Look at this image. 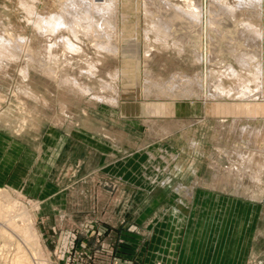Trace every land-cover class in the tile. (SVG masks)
Wrapping results in <instances>:
<instances>
[{
    "label": "rangeland",
    "instance_id": "rangeland-1",
    "mask_svg": "<svg viewBox=\"0 0 264 264\" xmlns=\"http://www.w3.org/2000/svg\"><path fill=\"white\" fill-rule=\"evenodd\" d=\"M30 1L0 0V63L3 62L0 64V71H3L0 73V204L8 207L0 215V227L2 225L6 229L0 231V264H11L13 256L21 251L28 257V264H104L109 258H113V261L117 257L129 261L134 259L140 264L177 263L179 251L184 245L183 235L187 233L188 242L195 236V241L209 242L213 236H218L214 244L217 245L223 234L241 229L245 218L244 209H249V233H259L264 244V173L258 181L250 179V174L242 178L229 174L231 179L225 175L232 166L238 167L235 161L242 159V153L252 155L257 162L263 160L264 116L251 120L241 117L239 123H231L233 116L224 115L219 118L222 124L216 126L217 117L211 111L216 102H238L241 97L236 98V91L244 83V86L253 88L251 90L255 91V98H260L258 89L261 91L264 87V0H254V3L252 0H216L218 3L215 0H197V3L191 0L201 6V20L198 18L197 26L193 19L191 23L190 18L172 15L175 8L171 2L184 6L186 0H110L112 2L106 9H89L90 21L94 23L101 13H109L111 21L108 19V22H113L109 24L117 29L115 35L103 32L88 34L83 30V24H80L77 28L79 37L72 38L76 44H81L83 52L63 56L59 47L54 57L48 56L43 48L45 43L53 42L55 38L54 42H57L59 32L51 34L53 37L42 33L37 27L39 17L67 8L68 11H74H69L68 16L73 19L83 15V9H75L68 0ZM107 1L95 0L97 3ZM164 1L170 8L163 5ZM148 2L157 9L161 6L165 8L157 10L149 6ZM224 7H227L226 11ZM210 10L214 13L213 18L215 13L218 14L217 20L211 18ZM156 11H159L160 19L156 17ZM230 13L233 14L230 16ZM150 19L157 21L152 23ZM242 20L245 21L244 26ZM159 23L163 24L158 26ZM162 26L169 29H163ZM155 28H158V32ZM165 30L170 31L167 33ZM5 31L9 36L12 33L13 40L12 35L9 38L4 34ZM254 32L259 36L256 37L257 42L261 38L258 43H252L249 39L256 36ZM64 34L69 33L65 31ZM151 37L162 44L159 45ZM99 38L111 44L114 41L117 54L103 48ZM173 39L176 44L171 43ZM24 40L26 46H22ZM164 42L168 43L165 48ZM178 46H181V51ZM9 49L13 50L12 53L17 52L12 54ZM251 49L256 50L257 54L249 56V64H241L236 58L237 54L240 51L249 53ZM149 56H153L152 59ZM48 57L49 60L45 61ZM72 57L77 60L74 61ZM68 59L72 62L68 63ZM90 62L95 64L92 74H89ZM46 68H51L54 76ZM80 70H87L88 74L81 81L86 82L87 87H93L92 93L89 89L84 94L60 83L59 76L77 75ZM232 71H235V77ZM253 74H257L255 84L251 78ZM261 74L263 77L260 78ZM175 76L182 80L179 84L177 81L180 79ZM168 80L172 83L175 80V84ZM239 80L244 81L240 82L242 85L239 83L240 87L237 85L238 88L232 89ZM220 84H224L223 88H229L230 94L234 93L229 94V97L225 93L214 98L210 93ZM152 86L155 87L153 92ZM183 86H186L185 90ZM159 88L164 89L165 94L157 90ZM191 88L196 94L189 90ZM115 90V103L94 96H108ZM162 105H168L170 111L163 110ZM261 106L264 107V104ZM150 107L154 110L155 107L160 108L161 111H153ZM244 122L249 123V128L246 127L244 132L241 128L242 133H236L235 125ZM250 126L258 131L251 135ZM229 147L232 149L229 150ZM224 148L226 153L222 150ZM221 177L223 179H217ZM223 185L226 186L222 188ZM199 190L212 195L196 202L198 195L195 196V193ZM237 199L248 201L249 207L233 204ZM23 210L31 217L32 237H27L23 230L28 225L27 219L16 215ZM8 213L11 217L16 216L13 218L20 226L8 225ZM195 224L198 225L197 232L192 233L191 226ZM84 233H87V238ZM71 234V246L67 251H61ZM85 242L87 248L83 247ZM209 247H212L211 242ZM208 255H202L203 259L200 260L207 261ZM254 262L260 264V257H249V264Z\"/></svg>",
    "mask_w": 264,
    "mask_h": 264
},
{
    "label": "bare ground",
    "instance_id": "bare-ground-1",
    "mask_svg": "<svg viewBox=\"0 0 264 264\" xmlns=\"http://www.w3.org/2000/svg\"><path fill=\"white\" fill-rule=\"evenodd\" d=\"M29 1V0H28ZM32 1V0H31ZM30 1V2H31ZM66 2H67V0H65ZM65 1H63V2H65ZM69 1V3L71 4V5H74L75 6V9H77V10H79L80 8H78V7H82L81 9H83V15L81 14V15H78V16H75V17H73V19L72 18H68V16H69V13L72 11V10H66L67 8H65V9H62L61 7V10H60V12H58V13H51V14H49L48 13V15H44V16H38L39 17V26H38V24H37V27H38V29L39 30H41V32L42 33H47V36H49V35H51V34H53V33H58L59 32V34L57 35V36H59V38H58V40H57V42H54L55 41V39H57V38H53L54 39V41L53 42H50L49 40V42L46 44L45 42V47L43 48L44 49V51L48 54V56H52V57H54L55 55H56V53L58 54V52L60 51V53L63 55V56H70V55H73L74 53L76 54V53H78V52H83V48L80 46V45H78V43L79 42H77V44L73 41V38L72 37H76L77 36V32H78V30H77V28L80 26V24L82 25L83 24V26H82V28H83V30L85 31V32H87L88 34H89V32H103V33H105V34H107V35H113L114 34V32H115V29H116V27H115V29L113 28V25H111L113 22H108V19L110 18V17H108V14L106 15V13H101L100 14V17H99V15H98V17H99V19L97 20V21H94V23H92V21H90V20H92L91 19V13L89 12V9H92V10H94V9H96V10H102L103 8H108L109 7V5H110V2H112V1H116L117 2V0H112V1H107V0H105V1H107V2H101V3H97V2H95V0H68ZM145 1V0H144ZM143 1V3H146V2H144ZM148 1V0H147ZM187 1V3H186V5H179V4H177V3H173V2H171V1H169V2H171V4H173L172 6L175 8L174 10V13L172 14L174 17H176V16H180V17H186V18H190L189 19V21L192 23V20L191 19H193V20H195V23H194V25L195 26H197L198 25V18H199V15H200V11H199V7H201L200 6V4H199V6L197 5V4H194V2L192 3L191 2V0H186ZM192 1H195V0H192ZM216 1V0H215ZM226 1V0H225ZM238 1V0H237ZM243 1V0H242ZM253 1V3L256 1H254V0H252ZM251 0H250V2H252ZM33 2V1H32ZM31 2V3H32ZM151 2V1H150ZM150 2H148V5L149 6H151L150 5ZM161 2V1H160ZM166 1H164V3H163V5L165 4H167V3H165ZM183 2V1H182ZM198 1L196 0V2L195 3H197ZM217 2V1H216ZM219 2V1H218ZM217 2V3H218ZM235 2V1H234ZM247 2V1H246ZM249 2V1H248ZM23 3H25V2H23ZM22 3V4H23ZM31 3H30V5H31ZM37 3V2H36ZM154 3V2H153ZM210 3H212V2H210ZM215 3V2H214ZM213 3V4H214ZM223 3V2H222ZM226 3V2H225ZM61 4H67V5H69L68 3H61ZM114 4H116V3H114ZM155 4V3H154ZM170 4V3H169ZM170 4V5H171ZM220 4V3H219ZM231 4H233V3H231ZM239 4V3H238ZM263 4V3H262ZM144 5H146V4H144ZM148 5H146L148 8H150ZM223 5V4H222ZM229 5H230V3H229ZM228 5V6H229ZM235 5V4H234ZM23 6H25V5H23ZM35 6V5H34ZM64 6V5H63ZM62 6V7H63ZM70 6V5H69ZM68 6V7H69ZM145 6V7H146ZM152 6H154L156 9L158 8V7H156L155 5H152ZM157 6H159V5H157ZM167 6V5H166ZM171 6V7H172ZM213 6V5H212ZM242 6V5H241ZM246 6V5H245ZM25 7H27V5L25 6ZM72 7V6H71ZM92 7V8H91ZM114 7V6H113ZM162 7V6H161ZM160 7V8H161ZM170 8V6L168 5L166 8ZM209 7V6H208ZM221 7V6H220ZM240 7V6H239ZM31 8H32V6H31ZM94 8V9H93ZM111 8H112V6H111ZM144 8V7H143ZM159 8V9H160ZM165 8V7H164ZM164 8L162 7V9L164 10ZM212 8V7H211ZM227 7H224V10L226 9ZM236 8V7H235ZM234 8V9H235ZM245 8V7H244ZM144 9H146V8H144ZM152 9V8H151ZM159 9H157V10H159ZM162 9H160V10H162ZM25 10V9H24ZM32 10V9H31ZM74 10V9H73ZM76 10V12H78ZM112 10H113V8H112ZM112 10H110V11H112ZM149 9H147V11H148ZM153 10V12H155L154 10L155 9H152ZM166 10V9H165ZM168 10H170V9H168ZM203 10V9H202ZM236 10V9H235ZM238 10V9H237ZM251 10V9H250ZM255 10V9H254ZM34 11H35V9H34ZM34 11H33V13H34ZM107 11V10H106ZM109 11V12H110ZM151 11V10H150ZM226 11V10H225ZM239 11V10H238ZM28 12H30V10L28 11ZM27 12V13H28ZM32 12V11H31ZM74 11H72L71 13H73ZM98 11H96V13H97ZM102 12H104V10L102 11ZM143 12V11H142ZM145 12V14H147L146 13V11H144ZM157 12H159V11H156V13ZM164 12H166V11H164ZM215 12V11H214ZM232 12V11H231ZM245 12V11H244ZM46 13V12H45ZM99 13V12H98ZM111 13H113V12H110V14ZM161 13V12H160ZM168 13V12H167ZM166 13V14H167ZM210 13H211V18H213L212 17V15L214 14L213 12H211V10H210ZM213 13V14H212ZM219 13H220V11H219ZM235 13H237V12H235ZM239 13V12H238ZM95 14V13H94ZM150 14H151V12H150ZM149 14V15H150ZM154 14V13H153ZM233 14V13H232ZM231 13H230V16L232 15ZM27 15H29V13L27 14ZM36 15H37V13H36ZM39 15V14H38ZM77 15V14H76ZM95 15H97V14H95ZM163 15V14H162ZM261 15V14H260ZM112 16V15H111ZM150 16H153V15H150ZM164 16V15H163ZM166 16V15H165ZM209 16V17H210ZM215 17L213 18V19H215V20H217V18H219L218 17V14H216L215 13V15H214ZM220 16V15H219ZM35 17V16H34ZM97 17V18H98ZM145 18H147L146 16H144ZM154 17H155V14H154ZM156 17L158 18V19H160V17H159V13H157V15H156ZM172 17V16H171ZM208 17V18H209ZM233 17H234V15H233ZM236 17V16H235ZM96 18V17H95ZM166 18V17H165ZM210 18V19H211ZM28 19H30V18H28ZM111 19H112V17H111ZM167 19V18H166ZM179 19V18H178ZM181 19V18H180ZM183 19V18H182ZM200 19V18H199ZM213 19H211V20H213ZM84 20V21H83ZM110 20V19H109ZM113 20V19H112ZM151 20V19H150ZM149 20V21H150ZM168 20V19H167ZM166 20V21H167ZM186 20H188V19H186ZM201 20V19H200ZM215 20H213V22L215 21ZM246 20V19H245ZM111 21V20H110ZM157 21V20H156ZM156 21H152L151 20V22L153 23H155ZM169 21V20H168ZM188 21V22H189ZM209 21V20H208ZM243 21V20H242ZM249 21V20H248ZM31 22V21H30ZM83 22V23H82ZM151 22H148V23H151ZM173 22V21H172ZM210 22V21H209ZM213 22H211L212 24H214V23H217L216 21L213 23ZM244 22L245 21H243V26H244ZM246 22H247V20H246ZM109 23H111V24H109ZM151 23V24H152ZM170 23V22H169ZM240 23V22H239ZM248 23V22H247ZM251 23V22H250ZM161 23H159V25L158 26H161L160 25ZM187 24V23H186ZM197 24V25H196ZM206 24V23H205ZM210 24V23H209ZM211 24V25H212ZM218 24H220V23H218ZM241 24H242V22H241ZM150 25V24H149ZM148 25V26H149ZM210 25V27H213V26H211ZM215 25V24H214ZM217 25V24H216ZM255 25V24H254ZM3 26V25H2ZM147 26V25H146ZM158 26H156L155 25V27H158ZM200 26V25H199ZM251 26V25H250ZM253 26V25H252ZM1 27V26H0ZM34 27V26H33ZM163 27V29H169L168 27H165L164 28V26H162ZM216 27V26H215ZM218 27V26H217ZM5 28V27H4ZM145 28V27H144ZM154 28V27H153ZM153 28H152V30H153ZM159 28V27H158ZM158 28H155L156 30H157V32H158ZM161 28V27H160ZM147 28H145V30H146ZM162 29V28H161ZM160 29V30H161ZM190 29V28H189ZM213 29H214V27H213ZM262 29V28H261ZM4 30H6V29H4ZM36 30V29H35ZM82 30V31H83ZM117 30V29H116ZM155 30V31H156ZM160 30H159V32H160ZM191 30H192V28H191ZM216 30V29H215ZM243 30V29H242ZM248 30H250V29H248ZM253 30H254V28H253ZM256 30V29H255ZM65 31H68V35H65L64 33H65ZM154 31V30H153ZM152 31V32H153ZM165 31H167V33H168V31H170V30H165ZM183 31H187V30H183ZM188 31H190V30H188ZM196 31V30H195ZM201 31H203V30H201ZM217 31V30H216ZM220 31V30H219ZM246 31V30H245ZM251 31V30H250ZM144 32H146V31H144ZM148 32V31H147ZM197 32V31H196ZM257 33H258V29H257V31H256ZM260 32V34H261V31H259ZM169 33H171V32H169ZM183 33H185V32H183ZM203 33V32H202ZM248 33V31L246 32V34ZM255 33V32H254ZM257 33H255L256 34V36L254 35V34H251V35H254L253 37H249V39L252 41V43H256L257 42V39H256V37L258 36V34ZM4 34H6V31H5V33ZM35 34H37V33H35ZM92 34V33H91ZM153 34H154V32H153ZM159 34V33H158ZM157 34V35H158ZM162 34V33H161ZM161 34H160V36H161ZM165 34H166V32H165ZM172 34H173V32H172ZM186 34V33H185ZM200 34H201V32H200ZM6 35H8V34H6ZM12 35V33L10 34V36ZM40 35V34H39ZM42 35V34H41ZM84 35H86V33L84 34ZM115 35V34H114ZM149 35H151L150 33H149ZM156 35V34H155ZM155 35H152V36H155ZM163 35V34H162ZM10 36L8 35V37L10 38ZM54 35H51V37H53ZM56 36V37H57ZM89 36V35H88ZM91 36V35H90ZM145 36H147V35H145ZM159 36V35H158ZM157 36V37H158ZM167 37H168V35H166ZM178 36V35H177ZM183 36V35H182ZM203 36V35H202ZM244 36V35H243ZM262 36H264V33L262 32ZM5 37V36H4ZM7 37V36H6ZM45 36H43V38H44ZM79 37V35L77 36V38ZM98 37V36H97ZM148 37V36H147ZM167 37H164V38H167ZM171 37V36H170ZM174 37V36H173ZM200 37V36H199ZM259 37V36H258ZM13 35H12V40H13ZM42 38V37H41ZM82 38V37H81ZM96 38V37H95ZM114 38V37H113ZM152 38V37H151ZM153 38H155V37H153ZM152 38V39H153ZM160 37H158V39H159ZM163 37H161V39H162ZM179 38V37H178ZM177 38V39H178ZM186 38V37H185ZM2 39H3V37H2ZM46 39V38H45ZM48 39V38H47ZM46 39V40H47ZM53 39H51V40H53ZM84 39V38H83ZM91 40H92V38H90ZM99 39H101V38H99ZM104 39H105V35H104ZM115 39V38H114ZM149 39V38H148ZM168 39V38H167ZM170 39V38H169ZM186 39H189V37L188 38H186ZM261 39V38H260ZM260 39H259V41H260ZM11 40V39H10ZM96 40V39H95ZM112 40V39H111ZM147 40V39H146ZM150 40V39H149ZM149 40H148V42H149ZM154 40V39H153ZM165 40V39H164ZM171 40V39H170ZM184 40V39H183ZM189 40H191V38L189 39ZM189 40L187 41V42H189ZM100 41L102 42V39L101 40H99V44H100ZM155 41V40H154ZM167 41V40H166ZM165 41V42H166ZM178 41H180V40H178ZM177 41V42H178ZM258 41V42H259ZM12 42V41H11ZM28 42V41H27ZM84 42H85V40H84ZM95 41H93V43H94ZM150 42H151V40H150ZM153 42V41H152ZM155 42H157V41H155ZM154 42V43H155ZM165 42H164V48H165V46H166V44L168 45V43H166L165 44ZM172 42H174V39H173V41H171V43ZM181 42H183L182 40L180 41V43ZM186 42V41H185ZM230 42V41H229ZM257 42V43H258ZM8 43V42H7ZM6 43V44H7ZM14 43V42H13ZM20 43V42H19ZM25 40H24V45H22V46H26L25 45ZM116 43V42H115ZM154 43H152V45L154 44ZM158 43V42H157ZM157 43H155L156 45H157ZM171 43H169V44H171ZM175 43V42H174ZM180 43H179V45H180ZM190 43H191V41H190ZM189 43V44H190ZM200 43V42H199ZM11 45H12V43H10ZM9 44V45H10ZM16 44L18 45V41L16 42ZM22 44V43H21ZM83 44H85V43H83ZM82 44V45H83ZM97 44V43H96ZM150 44V43H149ZM149 44H146V45H149ZM159 45H161L160 43H158ZM176 44V43H175ZM175 44H173V45H175ZM183 44V43H182ZM16 45V46H17ZM257 45V44H256ZM14 46V45H13ZM30 46V45H29ZM43 46V45H42ZM101 46L103 47V48H105V49H107L108 51H111L112 53H116V51H117V49H116V47H115V45H114V41H113V44H111V43H109L108 41H106V42H102V44H101ZM170 46V45H169ZM171 46H172V44H171ZM184 46V45H183ZM197 46V45H196ZM199 46V45H198ZM15 47V46H14ZM27 47H28V45H27ZM61 48V50H57L58 48ZM177 47V46H176ZM179 47V46H178ZM192 47V46H191ZM255 47V46H254ZM10 48H11V46H10ZM23 48V47H22ZM29 49H30V47H28ZM41 48V47H40ZM85 48V47H84ZM145 48V47H144ZM149 48V47H148ZM155 47H153V49H154ZM173 48V47H172ZM13 49V48H12ZM27 49V48H26ZM174 49V48H173ZM176 49V48H175ZM11 49H9L8 51H10ZM13 50H15V49H13ZM13 50H11V53L13 52ZM18 50V49H17ZM25 50V49H24ZM31 50V49H30ZM34 49H32V51H33ZM36 50V49H35ZM34 50V51H35ZM57 50V51H56ZM154 50H157V49H154ZM198 50V49H197ZM260 50V49H259ZM31 51V56H32V52ZM84 51H85V49H84ZM159 51V50H158ZM173 51V50H172ZM179 51H181V46L179 47ZM182 51H183V49H182ZM17 52V51H16ZM15 51H14V53H16ZM37 52V51H36ZM40 52H41V50H40ZM86 52V51H85ZM84 52V53H85ZM102 52V51H101ZM100 52V53H101ZM105 52V51H104ZM103 52V53H104ZM145 52V51H144ZM156 52V51H155ZM160 52V51H159ZM170 52H171V50H170ZM178 52V51H177ZM195 52L197 53V51L195 50ZM259 52V51H258ZM10 53V54H11ZM14 53H12V54H14ZM39 53V52H38ZM37 53V54H38ZM45 53V54H46ZM90 53V52H89ZM97 53H98V51H97ZM107 53V52H106ZM105 53V54H106ZM149 53V52H148ZM240 54L238 55L237 54V56H236V58H237V60L241 63V64H247V62H248V60H249V58H251V57H249L250 55L251 56H253L254 54H257V51L256 50H252L251 49V51L248 53V52H246V51H243V52H239ZM2 54H3V52H2ZM8 54V53H7ZM9 54V55H10ZM25 54V53H24ZM44 54V53H43ZM81 54V53H80ZM96 54V53H95ZM117 54V53H116ZM157 54V53H156ZM181 54V53H180ZM198 54L199 55H201L200 53H199V51H198ZM197 54V55H198ZM253 54V55H252ZM4 55L6 56V54L4 53ZM17 55V57L18 56H20V54L18 55V54H16ZM28 55V54H27ZM34 55V54H33ZM60 55V54H59ZM106 55H108V54H106ZM110 55V54H109ZM197 55H196V57H197ZM259 55V54H258ZM263 55V54H262ZM2 56V55H1ZM0 56V57H1ZM36 56V55H35ZM61 56V55H60ZM75 56H77V55H75ZM79 56V55H78ZM86 56H88V54L86 55ZM155 56V55H154ZM160 56V55H159ZM167 56V55H166ZM176 56V55H175ZM185 56V55H184ZM261 56V55H260ZM24 57V56H23ZM38 57H39V54H38ZM58 57V56H57ZM108 57V56H107ZM151 57H153V56H151ZM150 56L148 57V58H150V59H152ZM3 58V57H2ZM1 58V59H2ZM12 58H14L15 60H17V58L16 57H12ZM11 58V59H12ZM33 58V57H32ZM41 58H43V57H41ZM70 58V57H69ZM73 58V57H72ZM71 58V59H72ZM77 58V57H76ZM116 58V57H115ZM200 58V57H199ZM253 58V57H252ZM255 58V57H254ZM257 58V57H256ZM261 57H259V59H260ZM4 59V58H3ZM8 59V58H7ZM19 59V58H18ZM35 59H37V57L35 58ZM49 60V57L48 58H46L45 59V61L46 60ZM86 61L88 60V59H86V58H84ZM90 59V58H89ZM197 59H198V57H197ZM258 59V60H259ZM5 60H6V58H5ZM56 60H57V58H56ZM59 60V59H58ZM57 60V61H58ZM73 60L75 61V60H77V59H74L73 58ZM91 60V59H90ZM261 60V59H260ZM14 61V60H13ZM39 61V60H38ZM44 61V62H45ZM69 61H71L70 59H68V63H69ZM250 62H251V59L249 60ZM256 62H257V60H255ZM6 62H8L9 63V61H6ZM15 62V61H14ZM44 62H43V64H44ZM48 62V61H47ZM56 62V61H55ZM72 62V61H71ZM93 62V61H92ZM198 62V61H197ZM2 64H3V62H1ZM0 63V64H1ZM4 63H5V61H4ZM7 63V64H8ZM51 63H53V62H51ZM94 63V62H93ZM93 63H91L90 62V64H89V74H92L93 73V71H92V68H94L95 67V64H93ZM101 63V62H100ZM100 63H97V64H100ZM179 63V62H178ZM177 63V64H178ZM255 63V62H254ZM42 64V65H43ZM48 64V63H47ZM46 64V66H49V65H47ZM54 64V63H53ZM53 64H50V65H53ZM148 64V63H147ZM248 64H249V62H248ZM256 64V63H255ZM258 64V63H257ZM260 64V63H259ZM6 65V64H5ZM4 65V67H7V66H5ZM42 65H40V66H42ZM87 66H88V64H86ZM1 66V65H0ZM56 66V65H55ZM61 66V65H60ZM101 66V65H100ZM220 66V65H219ZM229 66V65H228ZM227 66V67H228ZM243 66V65H242ZM254 66V65H253ZM259 66V65H258ZM45 67V66H44ZM58 67V66H57ZM57 67H55V68H57ZM114 67H115V65H114ZM148 67V66H147ZM230 67H232V66H230ZM15 68V67H14ZM229 68V67H228ZM246 68V67H245ZM259 68V67H258ZM107 69V68H106ZM212 69V68H211ZM230 69V68H229ZM236 69V68H235ZM259 69H261V67L259 68ZM218 70H220V69H218ZM231 70V69H230ZM252 70V69H251ZM254 70H255V68H254ZM262 70V69H261ZM46 71L47 72H49L50 74H53V70L51 69V68H46ZM237 71V70H236ZM256 71V70H255ZM263 71V70H262ZM115 72H116V70H115ZM224 72V71H223ZM233 72V71H232ZM235 72V71H234ZM234 72H233V76H234ZM0 73L2 74L3 73V71L1 72L0 71ZM8 73V72H7ZM98 73V72H97ZM145 73H146V70H145ZM149 73V72H148ZM230 73V72H229ZM237 73V72H236ZM241 73V72H240ZM254 73H257V72H254ZM88 73H87V70H85V71H79V73L77 74V75H71V76H69V75H65V77L63 78L62 76H59V80H60V83H62L63 85L62 86H69L71 89H76V90H78V92H87L89 89H90V93H92V91H91V88H93V87H87V85H85V83L84 82H82L81 81V78L82 77H85L84 75H87ZM181 74V73H180ZM183 74V73H182ZM181 74V75H182ZM211 74V73H210ZM219 74V73H218ZM227 74V73H226ZM231 74V73H230ZM242 74H243V72H242ZM242 74H239V75H242ZM251 74V73H250ZM258 74V73H257ZM257 74L255 75V74H253L252 76H251V78H253L254 80V84H255V80H256V76H257ZM24 75V74H23ZM97 75V74H96ZM223 75H225V72H224V74ZM1 76V75H0ZM6 76V75H5ZM9 76V75H8ZM50 76V75H49ZM51 76H54V74L53 75H51ZM100 76V75H99ZM107 76V75H106ZM179 76V75H178ZM177 76V78H176V76H175V78L176 79H178L179 77ZM187 77H189L188 75H186ZM212 76V75H211ZM221 76V75H220ZM219 76V77H220ZM227 76V75H226ZM21 77V76H20ZM24 77V76H23ZM55 77H57V75H55ZM88 77H90L89 75H88ZM183 77V76H182ZM192 77V76H191ZM194 77V76H193ZM228 77H229V75H228ZM235 77V76H234ZM238 77V76H237ZM236 77V78H237ZM240 77H242V76H240ZM258 77H259V74H258ZM261 77H263V75L261 74V76H260V78ZM8 78V77H7ZM107 78V77H106ZM147 79H148V77H146ZM150 78V77H149ZM174 78V77H173ZM172 78V79H173ZM226 78V77H225ZM246 78H248V77H246ZM245 77H244V79H246ZM1 79V78H0ZM51 79V78H50ZM88 79V78H87ZM152 79V78H151ZM180 79V78H179ZM178 79V80H179ZM183 79V78H182ZM193 79V78H192ZM192 79H190L189 81H192ZM199 79V78H198ZM221 79V78H220ZM240 79V78H239ZM53 80V79H52ZM170 80V79H169ZM168 80V81H169ZM185 80H188V79H186L185 78ZM214 80V79H213ZM89 81V80H88ZM112 81H114V80H112ZM153 81V80H152ZM162 81V80H161ZM167 81V82H168ZM177 81V80H176ZM182 80L180 79L179 81H177L178 82V84H179V82H181ZM194 81V80H193ZM198 81V80H197ZM261 81V83L260 84H262V79L260 80ZM155 82V81H154ZM159 82V81H158ZM170 82V81H169ZM168 82V83H169ZM219 82V81H218ZM240 82H244L243 80L242 81H238V84H234L233 86V88L232 89H236V88H238V86L240 87V85H239V83ZM248 82V81H247ZM246 82V83H247ZM258 82V81H257ZM165 83V82H164ZM170 83H172V81L170 82ZM173 83L175 84V80L173 81ZM172 83V84H173ZM190 83V82H189ZM192 83V82H191ZM190 83V84H191ZM212 83V82H211ZM220 83H222V81L220 82ZM146 84V83H145ZM151 83H149V85H150ZM158 84V83H157ZM162 84V83H161ZM190 84H189V86H190ZM225 84V83H224ZM223 84V85H224ZM241 84V83H240ZM245 84V83H244ZM244 84H243V86L242 87H240L239 89H237V93H238V95L236 96V98L237 97H241V99L238 101V102H232V103H223V102H216V103H214L213 105H212V108H211V111L214 113V114H216V117H217V122L215 123V125L216 126H220V124H222V121L219 119V118H221V117H224V115H227V116H233L232 118H231V123H233V122H235V123H239V121H240V119H241V117L242 118H245V119H249V120H251V119H256L257 117H259V116H264V107L263 106H261V104L263 103L264 104V87L261 89V91L258 89V91L260 92H258L257 94L258 95H260V98H255V94H253L254 92H252V90H253V88H249V87H247V86H244ZM107 85V84H106ZM147 85V84H146ZM159 86H161L160 84H158ZM166 86H167V84H165ZM181 85V84H180ZM179 85V86H180ZM215 85H216V83H215ZM221 86H219L218 88H216V90H212L213 92L212 93H210V95H212V96H214V98H216L215 96L216 95H223V94H225V95H227L228 94V97H229V94H230V89L229 88H223V85L222 84H220ZM235 85L237 86V87H235ZM242 85V84H241ZM247 85H249V84H247ZM58 86V85H57ZM105 86V85H104ZM108 86V85H107ZM114 86H116V85H114ZM156 86V85H155ZM164 86V85H163ZM169 86V85H168ZM192 86V85H191ZM213 86V85H212ZM60 86H58V88H59ZM106 87V86H105ZM117 87V86H116ZM148 87V89H149V86H147ZM165 87V86H164ZM178 87V86H177ZM186 86H183V90H185L184 88H185ZM193 88H194V86H192ZM198 87V86H197ZM214 87V86H213ZM212 87V88H213ZM225 87V86H224ZM227 87V86H226ZM258 87V86H257ZM56 88V87H55ZM62 88V87H61ZM155 88V87H154ZM153 86H152V92H153ZM176 88V87H175ZM180 88H182V87H180ZM190 88V87H189ZM193 88H191V89H189V90H193ZM200 88H203V87H200ZM254 88H256V86L254 87ZM65 89V88H64ZM100 89V88H99ZM172 89V88H171ZM177 89V88H176ZM205 89V88H204ZM62 90V89H61ZM112 90V89H111ZM157 90H159L162 94H165L164 93V89H161V88H159V89H157ZM182 90V91H183ZM186 90H188V89H186ZM203 90V89H202ZM256 90V89H255ZM64 91V90H63ZM158 91V92H159ZM169 91V90H168ZM176 92H177V90H175ZM181 91V92H182ZM190 91V92H191ZM201 91V90H200ZM95 92H97V91H95ZM108 92V91H107ZM110 92V91H109ZM108 92V93H109ZM116 92V90L112 93V94H110V95H108V96H101V95H94V96H96L97 98H99V99H103V100H106V101H110V102H113V103H115L116 101H117V99H116V96H117V94L115 93ZM159 92V93H160ZM180 92V93H181ZM187 92V91H186ZM192 92H194V91H192ZM198 92V91H197ZM205 92V91H204ZM233 92V91H232ZM83 93H81V94H83ZM89 93V92H88ZM173 92H171V94H172ZM195 93V92H194ZM208 93V94H209ZM234 93V92H233ZM233 93H231L230 95H232ZM78 94V93H77ZM84 94H86V93H84ZM158 94V93H157ZM173 94H176V93H173ZM182 94V93H181ZM185 94V93H184ZM190 94V93H189ZM192 94V93H191ZM190 94V95H191ZM196 94V93H195ZM194 94V95H195ZM200 94H201V92H200ZM187 95V94H186ZM199 95V94H198ZM201 95H203V94H201ZM68 96V95H67ZM79 96V95H78ZM89 96V95H88ZM179 96H181V95H179ZM253 96H254V98H253ZM92 97V96H91ZM168 97V96H167ZM239 97V98H240ZM259 97V96H258ZM96 98V99H97ZM171 98V97H170ZM222 98V97H221ZM226 98V97H225ZM96 99H94V100H96ZM249 100H256V101H249ZM102 101V100H101ZM204 101V100H203ZM118 103V102H117ZM203 103H205V102H203ZM114 106V105H113ZM116 106V105H115ZM65 107V106H64ZM162 107H163V110L164 109H167L168 111H170V107L168 106V105H162ZM63 108V107H62ZM61 108V109H62ZM150 109H152L151 107H150ZM205 109V108H204ZM153 111H161V109L160 108H157V107H155V110L154 109H152ZM162 110V111H163ZM263 114V115H262ZM71 116V115H70ZM64 118V117H63ZM62 119V118H61ZM71 119V118H70ZM193 121V120H192ZM197 121H198V119H197ZM196 121V122H197ZM58 123V122H57ZM62 123V122H61ZM188 123V122H187ZM59 124V123H58ZM71 124H73V123H71ZM248 122H244L243 124H239V125H235L236 127H234L235 128V131H236V133H242V132H240V130H241V128H242V131L244 132L245 130H246V127H248ZM254 124V123H253ZM60 126V125H59ZM184 126V125H183ZM178 127V126H177ZM249 128V127H248ZM178 129V128H177ZM250 134L252 135V134H255L257 131H258V129L257 128H255L254 126H250ZM162 133V132H161ZM160 134V133H159ZM249 134V133H248ZM248 136V135H247ZM252 138V137H251ZM112 139V138H111ZM247 139H248V137H247ZM249 140V139H248ZM232 141H233V139H232ZM253 141V140H252ZM252 144V143H251ZM231 145V144H230ZM261 145V144H260ZM231 146H235V145H231ZM244 146V145H243ZM255 146V145H254ZM146 148V147H145ZM237 148V147H236ZM242 148H244V147H242ZM230 149H232V147L230 148L229 147V150ZM234 149V148H233ZM146 150V149H145ZM220 150V149H219ZM222 150H225V148L224 149H222ZM238 150H240V149H238ZM243 150V149H242ZM245 150V149H244ZM261 150H262V148H261ZM264 150V149H263ZM226 151L227 150H225V153H226ZM236 151V150H235ZM241 151V150H240ZM253 151V150H252ZM229 152V151H228ZM231 153H232V151H230ZM250 154V153H249ZM229 155V154H228ZM241 156V158L242 159H240V161H235V159H234V161H235V165H238V167L237 168H234V166H232V169L231 170H229V172H228V174H226L225 173V175L227 176L226 178H229V176L230 175H232L233 177H234V175H237L238 177L237 178H242V176H244L245 174H247V175H249L250 174V179L252 178V180H254V181H258V180H260V177H262V175H263V173H264V157H263V160H261V161H259V162H257V161H255V159H254V157L251 155V156H246L245 155V153H242V154H240ZM242 155H245V156H242ZM248 155V154H247ZM152 156V155H151ZM170 157H171V155H169ZM231 156V155H230ZM237 156V155H236ZM229 157V156H228ZM232 157V156H231ZM230 158V157H229ZM236 158H238V157H236ZM171 159V158H170ZM232 159V158H231ZM232 159V160H233ZM213 160V159H212ZM211 160V161H212ZM230 160V159H229ZM231 160V161H232ZM237 160V159H236ZM215 161V160H214ZM176 162V161H175ZM213 163H215V162H213ZM212 164V163H211ZM239 164H241L242 165V167H239ZM213 165H215V164H213ZM230 165V164H229ZM240 165V166H241ZM219 167V166H218ZM228 167V166H227ZM236 167V166H235ZM222 168H224V167H222ZM221 168V169H222ZM174 169V168H173ZM214 169H217V168H215L214 167ZM228 169V168H227ZM218 170V169H217ZM224 170H226V168H224ZM223 171V170H222ZM228 171V170H227ZM225 172V171H224ZM223 172V173H224ZM175 173V172H174ZM219 173V172H218ZM221 174V173H220ZM230 174V175H229ZM224 175V176H225ZM221 176H222V174H221ZM246 176V175H245ZM215 177H216V175H215ZM223 177V176H222ZM217 178V179H223V178ZM247 177V176H246ZM249 177V176H248ZM226 178H225V180H226ZM229 179H231V178H229ZM233 179H235V178H233ZM246 179V178H245ZM249 179V181H250V183H251V180ZM236 180H238V179H236ZM236 180H234L235 182H236ZM243 180V179H242ZM241 180V181H242ZM248 180V179H247ZM222 181V180H221ZM228 181V180H227ZM234 181H232V182H234ZM231 182V181H230ZM261 182V181H260ZM228 183H229V181H228ZM237 183V182H236ZM236 183H233V185L234 184H236ZM253 183V182H252ZM255 183V182H254ZM262 183V182H261ZM230 184H232V183H230ZM215 185V184H214ZM217 185V184H216ZM228 185V184H227ZM226 186V185H225ZM224 185L222 186V188H224L225 187ZM230 186V185H229ZM237 186H238V184H237ZM242 186V185H241ZM250 186V185H249ZM257 186V185H256ZM211 187H213V186H211ZM231 187V186H230ZM246 187H248V186H246ZM253 187V186H252ZM191 188V187H190ZM217 188V187H216ZM235 188H237V187H234V189ZM242 188V187H241ZM261 188V187H260ZM239 189V188H238ZM259 189V188H258ZM257 189V190H258ZM242 190V189H241ZM244 190V189H243ZM192 191V190H191ZM251 191H253V190H251ZM260 190H258V192H259ZM237 192H239V191H237ZM246 192H248L247 190H246ZM249 193V192H248ZM264 193V192H263ZM191 193H189V195H190ZM241 194V193H240ZM239 194V195H240ZM244 194V193H243ZM246 194V193H245ZM260 195H261V193H259ZM249 195H251V194H249ZM248 196V195H247ZM247 196H245V197H247ZM251 197V196H250ZM255 198V197H254ZM10 202V201H9ZM15 203V202H14ZM14 206V205H13ZM7 206L4 204V205H2V203L0 204V215L2 214L3 215V212H5V211H7L6 209L8 208H6ZM12 208V207H11ZM10 209V208H9ZM8 209V210H9ZM12 210V209H11ZM10 210V211H11ZM9 212V211H8ZM11 213V212H10ZM9 214V213H8ZM8 214L6 215V217L8 216ZM5 215V214H4ZM10 215V217H8V219H7V223H8V225L10 224L11 226H13V227H18V226H20V225H18L17 223H16V219H14L13 217H16V216H13V217H11V214H9ZM18 217H20V218H22V219H27V221H28V225L27 226H24L23 227V230H24V232H25V234H26V236L27 237H32V235H33V233H32V227H31V225H32V220H31V217H30V215H29V213L27 212V211H21V212H19L18 214H16ZM2 218V217H1ZM18 219V218H17ZM6 220V219H5ZM20 219H18V221H19ZM3 223V222H2ZM7 223H6V225H7ZM24 224V223H23ZM2 225H1V227H0V231L1 230H3L4 231V229L2 228ZM11 228V227H10ZM19 229V228H18ZM6 230V229H5ZM15 230V229H14ZM17 230V229H16ZM2 231V232H3ZM34 231V230H33ZM6 232V231H5ZM20 233V232H19ZM22 233V232H21ZM5 233H3V235H4ZM8 234V233H7ZM35 235V234H34ZM34 237V236H33ZM34 238H36V237H34ZM27 241V240H26ZM35 241H37V239H35ZM34 241V242H35ZM33 242V241H32ZM30 243H31V241H30ZM32 244V243H31ZM38 244V243H37ZM33 245V244H32ZM36 245V244H35ZM37 246V245H36ZM38 247V246H37ZM22 252V251H21ZM21 252L20 253H16L14 256H13V258H12V261H11V264H28V257L25 255V254H21ZM35 253V252H34ZM7 254V253H6ZM36 260H38L37 258H36ZM32 261V260H31ZM39 261V260H38ZM37 261V262H38ZM40 261H41V259H40ZM43 261V260H42ZM39 263V262H38Z\"/></svg>",
    "mask_w": 264,
    "mask_h": 264
},
{
    "label": "crops",
    "instance_id": "crops-1",
    "mask_svg": "<svg viewBox=\"0 0 264 264\" xmlns=\"http://www.w3.org/2000/svg\"><path fill=\"white\" fill-rule=\"evenodd\" d=\"M192 194L193 193H191L190 195ZM197 195L198 197H196V202L197 201L199 202L201 200L200 198H205L212 194L210 192H202L201 190H199V192L195 193V196ZM244 202L245 201L237 199L234 200L233 204H235L236 206L244 205L248 208L249 202L248 201H246L245 203ZM195 210H197L196 207ZM244 214H245L244 215L245 218H243L244 222L241 225V229L239 228L237 231L235 230V233H225V235L223 234V237L221 238L220 241L217 242V245L214 244L216 243L217 241L216 239L218 238V236H213L212 237L213 240L210 241L212 243V247H209L210 242L207 240L195 241L196 238L195 236V238H193L192 241L188 242L189 236L187 235V233L183 235L184 237L182 236V239L184 245L182 249H180L179 251V257L177 263H172V264H249V257L253 255L259 256L261 262L260 264H264L263 241L260 240L259 233H249V209L246 210L244 209ZM191 227H192L191 228L192 233H194V231L197 232V228H198L197 224ZM232 230L233 228H231V231ZM84 235H86L85 237L87 238V233H84ZM71 237H73L72 234L69 235L68 237L69 240L68 243L66 242L67 244L64 245L65 247H61V251H67V249L71 246V242H72V241L70 242ZM86 245L87 242L84 243L83 247L87 248ZM108 252L110 253V251ZM204 254L205 255L209 254L207 256L208 257L207 261L200 260L203 259L202 255ZM112 259L109 258V260L105 261L106 263L104 262V264H140L138 261H134V259H132L131 261L127 259H122V257L115 258L114 260L116 261L114 260L112 261ZM252 264H257V263L254 262Z\"/></svg>",
    "mask_w": 264,
    "mask_h": 264
}]
</instances>
